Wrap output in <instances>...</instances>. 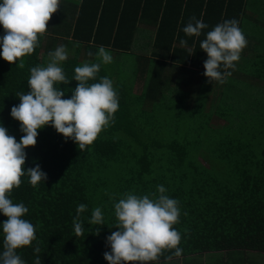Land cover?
<instances>
[{"label":"trees","instance_id":"obj_1","mask_svg":"<svg viewBox=\"0 0 264 264\" xmlns=\"http://www.w3.org/2000/svg\"><path fill=\"white\" fill-rule=\"evenodd\" d=\"M251 1L255 0H82L79 6L71 2L78 11L70 43L75 53L61 63L71 81L57 85L65 92L62 98H71L77 86L72 81L74 68L86 61L95 62L100 46L110 54L136 58V65H128L133 84L141 74V89L133 94V86L126 90L121 83H113L119 97L113 122L83 150L50 125L38 130L34 147L25 149V170L38 164L47 174L46 181L36 186L30 184L27 175L23 176L9 197L13 203L27 207L22 218L36 228L31 245L17 250L26 264H33L37 246L41 264H107L104 253L111 249L106 238L117 230L113 228L114 203L127 192L138 196L156 193L158 185L179 201L181 215L174 227L181 233L179 247L183 251L180 257L171 259L166 251L152 264L174 259L185 262L212 253L220 256L215 264H234L237 254L264 256V91L256 92L235 77L236 68L228 69L231 74L222 86L229 83L228 88L235 85L236 89L239 85L243 93L233 98L228 88H223L221 102L209 103V82L203 75L207 55L199 47L206 33L225 20L235 19L242 31L249 30L252 20L247 17V9ZM63 11L60 8L56 12V27L70 17V12L65 15ZM191 17L208 26L200 37H188L182 31ZM50 32L53 36L60 33L54 27ZM49 36H39L34 52L22 58L23 68L0 59V124L17 142L23 133L10 110L19 104L16 94L29 91L30 69L45 66L47 46L43 43L46 39L48 45ZM139 36L153 48L147 52L150 56L137 54L142 51L137 43ZM244 36L247 46L240 57L252 50L253 55L246 56V61L256 67V77L264 80V30L260 35L251 30ZM182 39L187 41L186 46H181ZM167 63L175 72L182 71V82L198 76L197 90H208V96L201 93L193 108L202 106L206 112L191 109L181 99L177 111L173 109L169 88L174 71L165 73ZM112 73L110 64L101 65L96 80L89 84L99 82L103 76L112 80ZM212 83L217 86L218 82ZM246 85L251 88L248 94L244 93ZM204 98L205 102L199 101ZM185 118L188 122L182 126ZM255 143L260 144L258 148ZM80 204H85L87 210L80 217L83 235L77 236L72 222ZM96 207L101 208L103 225L89 223ZM5 220L0 214V224ZM3 239L0 227V252Z\"/></svg>","mask_w":264,"mask_h":264},{"label":"clouds","instance_id":"obj_2","mask_svg":"<svg viewBox=\"0 0 264 264\" xmlns=\"http://www.w3.org/2000/svg\"><path fill=\"white\" fill-rule=\"evenodd\" d=\"M58 10L59 0H0V27L5 33L0 37V59L23 68L22 58L34 52L39 36L47 31L48 22ZM207 27L202 20L191 17L182 31L188 37H200ZM180 44L186 46L187 41L182 39ZM246 46L247 40L235 19L220 22L208 31L199 44L207 55L203 75L208 82L223 83L231 74L227 70L235 69V62ZM88 55L91 57L93 53ZM48 58L46 66L30 69L29 91L18 92L19 104L10 110L11 118L19 122L23 133L19 142L0 124V214L6 217L0 224L4 236L0 264H26L17 250L30 246L36 239L35 226L22 218L28 212L27 207L13 203L9 197L25 175L32 186L47 179L38 164L28 170L24 168L25 149L35 146L38 130L50 125L83 150L113 122L119 107L118 93L108 76L89 84L96 80L101 65L112 63L113 57L104 46L96 51L95 62L86 61L74 68L72 81H76L77 86L69 99H63L65 92L57 87L71 82L61 67L68 59L66 47L58 46L48 53ZM166 191L163 185H158L153 194L138 196L127 192L114 203L116 223L113 228L117 230L106 238V245L111 249L104 253L107 264H152L166 251L171 253L168 259L182 255L181 233L174 227L181 215L179 201L166 195ZM86 210L85 204L76 209L72 223L77 236L83 235L80 217ZM103 222L101 208L96 207L89 223L103 225ZM95 234H99V227ZM34 253L33 264H41L38 246Z\"/></svg>","mask_w":264,"mask_h":264},{"label":"crops","instance_id":"obj_3","mask_svg":"<svg viewBox=\"0 0 264 264\" xmlns=\"http://www.w3.org/2000/svg\"><path fill=\"white\" fill-rule=\"evenodd\" d=\"M75 2V4H77V6H79V4L82 2V0H62L61 3L63 4V6H60V8H62L66 13L68 14L70 12V17L67 19L66 23L62 24V25H55V20H54V17H56V13H54L50 19V21L48 22V31H46L45 33L48 35H51L49 36V41H48V45H47V40L45 39L44 40V43H43V47L47 46V53H46V57H45V66L47 65L48 63V53L50 51H54L58 46H65L67 51H68V58L73 56L74 53H75V49H74V46L71 45L70 43L72 42L71 41V34L72 32L74 31V24H75V21H76V18H77V6H72L71 5V2ZM252 7H255V10L252 9ZM247 17H249L252 21L250 23L254 24V26L260 28L261 30H264V0H255V1H251L250 2V5L248 6V9H247ZM63 11V12H64ZM255 11V12H254ZM53 27L55 28V31H59L60 33H58L59 35L58 36H53L52 33L50 32L51 29H53ZM141 28H146L149 32H152L153 29L152 28H148V27H144V26H140ZM253 31V30H252ZM69 33L70 35L69 36H66V34ZM63 36H65L66 38H62ZM54 37V38H53ZM143 39H141V36L138 37L137 39V43H139L140 45V48H142V51L140 52V50L138 51V55H141V53L143 54L142 56L146 57L145 55H148L150 56V54H147V52H152L153 51V48L150 47V46H147V42L144 44L143 42ZM50 43V45H49ZM250 44H253V42H249ZM249 46V44H248ZM254 46V44H253ZM44 51V50H43ZM111 55L113 57V60H112V63H110V67L112 68V81L114 84H116L118 81L116 80V73L118 75V71L120 70V68L123 66L122 64L124 62H126V64H132V65H136V58H130L129 55H126V54H121V53H114V52H111ZM249 55H253L252 53V50H248L247 52L244 53L243 56L240 57V61L243 62V64H245L244 68L242 70H240V67L238 66L236 68V72L238 73V75H235V77L237 79H240V81L244 82L246 84H249L256 92H259L261 93L262 91H264V86L263 84L261 83H264V80H261L259 78L256 77L255 73H253V71L255 70L256 67H253L252 64L248 63L246 61V56L248 58H250ZM256 57V56H255ZM168 59H170V57H168ZM172 61V60H171ZM109 65V64H108ZM126 65V66H127ZM248 66V70L244 71L245 67ZM172 67V64L171 63H167L166 64V69H165V73L168 74V72L170 71H174L173 69H171ZM182 74V71L179 70ZM180 72L178 71H174L173 74L171 75V79H170V82H171V85L172 86H178V81L180 80L179 79V76L181 75ZM141 74H138L137 75V80L136 82H134V86L132 88V91H134L133 93L134 94H138L140 89H141ZM198 79V76H195L194 77V80H184V82H182L183 86L181 87H184L185 89H189L187 90L189 93H194L197 90V88L199 87V82H197ZM196 80V82H195ZM251 82H256L257 84H250ZM193 93V95H194Z\"/></svg>","mask_w":264,"mask_h":264},{"label":"rangeland","instance_id":"obj_4","mask_svg":"<svg viewBox=\"0 0 264 264\" xmlns=\"http://www.w3.org/2000/svg\"><path fill=\"white\" fill-rule=\"evenodd\" d=\"M61 1L62 0H59V7L60 6H63V4L61 3ZM249 30L246 29V30H243L242 32H243V34L247 35L248 33L251 32V30H253V33L254 34L260 35V33L263 31L260 28L254 26V24H252V23H250ZM2 34L3 35L5 34L4 33V29L2 27H0V35H2ZM238 66L240 67V70H242L244 68L245 64H243V62L239 60L238 62H235V67L237 68ZM104 67H105V65H104ZM185 68L188 69V66H186ZM131 69L132 68H130L129 65H127V66L125 65L124 67H121L120 68V70L118 71V75H117V73L115 75L116 76V80L119 83H121L126 90H128L130 86L135 87L133 85V81L135 79H134V77L132 75H130V70ZM245 69L248 70V66H246ZM234 74L235 75H238V73L236 71H234ZM182 78H183V75L181 74L180 80L178 81V84H181V86H183V84H182ZM244 83H245V81H244ZM250 84H257V83L256 82H251ZM261 84H263V86H264V83H261ZM222 85H223V83H219V82L217 83V86H215L214 83H208L206 85V87L208 88V90H210V96H209V99H208V102L209 103H213L214 102L215 104H217V103H220L221 102L220 101L221 98H219L220 97V91L223 88L224 89L225 88H228L230 86V84L228 83L227 85H224V86H222ZM234 87H235V85L234 86H231L230 88H228L229 96L230 97H233V98L239 96L240 93H243V91H241V87L239 85L236 87V89H234ZM246 87L247 88L244 91V93L248 94L251 91V88L248 87L247 85H246ZM169 90H170V94H169L170 99H169V102H172L173 103L172 107H173V109L175 111H177V108H178L177 105H179L178 100H180V99L187 101L188 102L187 103L188 107H190L192 109L193 108V104L195 102H197V99L199 98V96H201V93H203V94H205V95L208 96V93H207L208 90H206V89L200 90L201 93L199 91H196L194 93V91H193L194 95H193V93L191 94L188 91H186V90H189V89H185L184 87L178 88V86H174V88H173V86H171L169 88ZM133 92L134 91H132V93ZM184 93H185V95H184ZM202 100H203V102L206 101L205 98L204 99H200L199 101L202 102ZM193 110H195V111H197L199 113H204V112H206L207 109L206 108H203L202 109V106H201L200 109L199 108H193ZM205 117H207V115ZM187 122H188V119L187 118L182 119L181 120L182 126H185L183 124H185ZM212 122H213V125H214L215 122H216V120L214 119V121H212ZM219 123H222V122L219 121ZM191 127L199 129L197 126H193V125ZM198 134H199V131H198ZM248 140H250V138ZM255 145L258 148L260 144L257 145L255 143ZM217 255H219V254L218 253H212L210 256L204 255V256H201V257H197L195 259H193V258L192 259L187 258L185 260V262L182 261V259H174L175 262L174 261L163 262L162 264H170V263L171 264H184V263L185 264H215V263L218 262V260H220L219 259L220 256H217ZM238 255L239 254L236 255V259H234V261H233L234 264H264V256H259L256 253H250L251 256L248 254L247 256H244V257L242 255L241 256L240 255L238 256ZM172 262H174V263H172Z\"/></svg>","mask_w":264,"mask_h":264}]
</instances>
